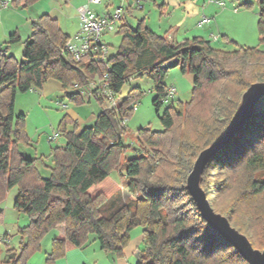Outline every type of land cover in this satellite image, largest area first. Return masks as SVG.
I'll return each mask as SVG.
<instances>
[{
    "label": "trees",
    "instance_id": "1",
    "mask_svg": "<svg viewBox=\"0 0 264 264\" xmlns=\"http://www.w3.org/2000/svg\"><path fill=\"white\" fill-rule=\"evenodd\" d=\"M259 2L264 45V0ZM31 28L22 61L6 53L9 45L20 41L17 33L0 44V200L17 186L14 208L30 219L21 229L27 242L22 239L19 251L8 248L0 264H25L26 255L40 248L44 235L57 227L65 228V236L53 239L47 264H55L69 249L83 247L89 234L113 259L122 258L136 227L143 229L146 246L138 251L137 264H248L203 218L187 189V178L200 152L227 130L247 88L264 82V49L222 51L202 37L174 44L152 31L144 19L135 28L120 23L122 41L108 58L109 90L117 95L132 78L148 76L159 110L168 90L167 72L180 65L183 73L194 75L192 99L164 109L162 131L140 129V155L125 162L121 157L129 146L123 144L124 120L142 94L139 88L117 106L102 109L91 126L78 131L63 124L58 133L64 135L65 145L52 150L54 166L51 175L43 177L37 159L18 150L27 135L26 115L15 114L16 94L55 79L63 88L75 86L67 95L77 101L79 88L104 76L107 68L88 57L75 62L67 49L70 36L50 15L40 16ZM117 168L121 188L110 196H92L91 188ZM201 185L213 209L254 248L263 250L264 98L251 120L208 162Z\"/></svg>",
    "mask_w": 264,
    "mask_h": 264
},
{
    "label": "rangeland",
    "instance_id": "2",
    "mask_svg": "<svg viewBox=\"0 0 264 264\" xmlns=\"http://www.w3.org/2000/svg\"><path fill=\"white\" fill-rule=\"evenodd\" d=\"M12 1L14 0H9L8 6L5 7L4 0H0V44H4L9 35L17 33L20 41L9 45L6 53L13 55L18 61L23 60L24 43L31 34L33 21L43 14H48L57 18L65 33L74 35L79 22V8L89 4L88 0H18L17 4ZM129 3L133 6L132 9ZM121 6L124 12L121 23L135 28L144 19L146 26L174 44L202 37L209 40L213 48L222 51H233L241 47L264 49L259 35V0H141L140 3L134 0H101L100 4H91L90 9L107 15ZM205 17L209 21L201 25L200 22ZM103 39L113 55L119 48L122 35L119 29H116L105 33ZM103 78L104 76H96L89 79L84 88H79L80 97L77 101L67 95L75 92V86L63 88L62 83L55 79L48 80L40 89L32 88L16 94L15 114L26 115L24 129L27 135L26 141L18 143V150L28 159H37V167L43 177L51 175L54 166L52 150L60 143H65L64 135L58 133L60 127L65 124L67 130L80 131L93 125L102 109L112 106L113 101L108 92L103 91ZM164 84L168 89L175 88L176 96L168 100L164 98L159 110L153 103L156 92L153 89V81L148 76L132 78L123 86L121 92L115 95L114 101L120 103L132 89L139 88L142 92L136 102L137 108L124 120L126 134L123 136V144L129 147L122 154V162L140 155L137 138L140 129L162 131L160 116L164 109L191 101L194 75L183 73L180 65L168 70ZM99 98H103V101ZM113 185L115 186L112 192L104 190ZM120 188L121 171L117 168L102 186L96 185L90 193L95 196L102 192L110 196ZM17 195L18 187L15 186L6 190L0 200V263L7 258L8 248L19 251L22 239L24 238V243L27 242L21 229L30 223V219L14 208ZM60 228L63 227L53 228L44 235L40 248L26 255L25 264H47L53 239L60 237ZM95 238L94 234H89L88 242L83 247L72 248L76 251L70 252V263L118 264L119 258L112 259L113 255L102 250ZM145 247L143 229L134 228L124 253L133 249L143 251ZM67 253L68 251L60 259L66 257Z\"/></svg>",
    "mask_w": 264,
    "mask_h": 264
},
{
    "label": "water",
    "instance_id": "3",
    "mask_svg": "<svg viewBox=\"0 0 264 264\" xmlns=\"http://www.w3.org/2000/svg\"><path fill=\"white\" fill-rule=\"evenodd\" d=\"M263 98L264 82L252 83L243 93L238 110L227 130L214 144L200 152L187 178V189L203 218L238 250L248 264H264V250L254 248L245 234L232 226L226 216L213 209L201 183L208 162L251 120Z\"/></svg>",
    "mask_w": 264,
    "mask_h": 264
},
{
    "label": "built area",
    "instance_id": "4",
    "mask_svg": "<svg viewBox=\"0 0 264 264\" xmlns=\"http://www.w3.org/2000/svg\"><path fill=\"white\" fill-rule=\"evenodd\" d=\"M89 4L79 8V20L80 26L78 32L70 37L67 44V49L75 62H80L84 58L88 57L91 61L102 63L106 66L107 72L104 75L103 91L108 92L113 108L117 106V102L114 101L115 94L108 88V71L110 69V63L108 58L110 57L109 45L104 41L103 36L105 33L114 31L119 28L123 7L117 8L114 12L102 15L90 9L91 4H100L101 0H88ZM4 3H9V0H4ZM208 18H204L200 24L208 22ZM176 96V89L169 88L166 93L165 99L174 98ZM137 108V104L134 103L133 109Z\"/></svg>",
    "mask_w": 264,
    "mask_h": 264
},
{
    "label": "crops",
    "instance_id": "5",
    "mask_svg": "<svg viewBox=\"0 0 264 264\" xmlns=\"http://www.w3.org/2000/svg\"><path fill=\"white\" fill-rule=\"evenodd\" d=\"M140 1L141 0H139V1H136V3H140ZM8 4L9 3H7V4H5L4 3V6L5 7H7L8 6ZM129 6H130V8L132 9V5L129 3ZM140 8H142L141 6H140ZM127 12H129V10L127 11ZM124 13V12H123ZM108 14H110V13H108ZM53 18H55V19H57L56 17H53ZM125 18V17H124ZM123 18V19H124ZM79 26H80V20H79V22H78V24H77V27H76V31L74 32L75 34L78 32V30H79ZM74 34V35H75ZM70 37H72V36H74V35H70V34H68ZM9 37H10V35H9ZM216 38V37H215ZM217 39V38H216ZM8 40H9V38L7 37V40L5 41V43L6 42H8ZM58 135V134H57ZM53 138H55V140L57 139L58 140V138L57 137H53ZM65 145V143H60L58 146H64ZM106 180V179H105ZM105 180L103 181V182H101L100 183V185L102 186V184L105 182ZM115 185H113L112 187H110L109 189H104L105 191H110L111 190V192L113 191V187H114ZM95 186H93L91 189H93ZM60 229H62L61 230V234L59 235L60 237H64L65 236V228L63 227V228H60ZM76 250L75 249H69L68 250V253H67V255H66V257H64V258H62V259H59L55 264H58L59 262L60 263H62V264H73V263H70V260H69V254H70V252L71 253H74ZM113 259V258H112ZM118 261H117V263L118 264H137L138 263V251H137V249H133L131 252L130 251H128V252H126V253H124V256L122 257V258H119V259H117Z\"/></svg>",
    "mask_w": 264,
    "mask_h": 264
}]
</instances>
